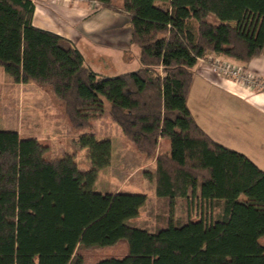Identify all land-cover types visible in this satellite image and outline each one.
I'll return each instance as SVG.
<instances>
[{
  "label": "trees",
  "instance_id": "obj_1",
  "mask_svg": "<svg viewBox=\"0 0 264 264\" xmlns=\"http://www.w3.org/2000/svg\"><path fill=\"white\" fill-rule=\"evenodd\" d=\"M94 1L129 17L138 70L99 74L72 40L34 25L32 0H0V65L15 83L52 87L74 129L108 110L154 162L156 229L129 223L147 194L93 190L111 140H73L74 153L87 149L84 172L0 130V264H264V171L213 140L188 107L201 59L264 55V0Z\"/></svg>",
  "mask_w": 264,
  "mask_h": 264
},
{
  "label": "crops",
  "instance_id": "obj_2",
  "mask_svg": "<svg viewBox=\"0 0 264 264\" xmlns=\"http://www.w3.org/2000/svg\"><path fill=\"white\" fill-rule=\"evenodd\" d=\"M32 1L34 25L72 40L83 53L86 64L99 74L114 76L121 74L118 70L123 66H141L138 49L132 44L130 19L116 8L102 7L94 0ZM116 5L120 6L117 2ZM208 57L228 60L264 77V55L247 65L222 55ZM194 71L188 107L198 125L213 140L245 154L264 171V92L219 75L204 61ZM59 116L67 120L64 110ZM162 143L165 149L160 151ZM170 151L171 141L161 139L159 152ZM153 173L154 170L147 175Z\"/></svg>",
  "mask_w": 264,
  "mask_h": 264
},
{
  "label": "rangeland",
  "instance_id": "obj_3",
  "mask_svg": "<svg viewBox=\"0 0 264 264\" xmlns=\"http://www.w3.org/2000/svg\"><path fill=\"white\" fill-rule=\"evenodd\" d=\"M116 2L121 5L122 0ZM138 67L141 66H123L118 73L135 71ZM28 84L15 83L0 65V130L16 131L23 139L36 138L46 147L47 160L72 157L84 172L92 165L87 149L74 153L73 140L86 133H93L98 139L111 140V165L100 171L93 190L147 194L148 201L140 215L129 223L149 230L156 229L155 185L147 175L154 170V162L133 149L120 127L112 122L108 110L103 119L94 120L91 127L73 129L67 126L70 124L67 118L59 116L64 106L52 87H41L35 82ZM163 149L162 143L160 151Z\"/></svg>",
  "mask_w": 264,
  "mask_h": 264
},
{
  "label": "built area",
  "instance_id": "obj_4",
  "mask_svg": "<svg viewBox=\"0 0 264 264\" xmlns=\"http://www.w3.org/2000/svg\"><path fill=\"white\" fill-rule=\"evenodd\" d=\"M200 61L209 63L219 75L228 76L248 89L264 92V77L249 71L244 66L217 57H208Z\"/></svg>",
  "mask_w": 264,
  "mask_h": 264
}]
</instances>
